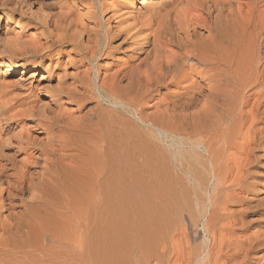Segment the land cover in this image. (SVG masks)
<instances>
[{
    "label": "bare ground",
    "instance_id": "1",
    "mask_svg": "<svg viewBox=\"0 0 264 264\" xmlns=\"http://www.w3.org/2000/svg\"><path fill=\"white\" fill-rule=\"evenodd\" d=\"M0 264H264V0H0Z\"/></svg>",
    "mask_w": 264,
    "mask_h": 264
},
{
    "label": "rangeland",
    "instance_id": "2",
    "mask_svg": "<svg viewBox=\"0 0 264 264\" xmlns=\"http://www.w3.org/2000/svg\"><path fill=\"white\" fill-rule=\"evenodd\" d=\"M138 1H140V0H138ZM137 3H138V2H137ZM137 3H136V5H137ZM20 72H21V70L19 69V70H17V71L14 72V73L5 76V77H4L5 83H6V84H11V83H13L15 80H17V79L19 78V76H20ZM41 75H42V74H41L40 72H37L36 80L40 79ZM44 85H45V84H40L41 87L44 86ZM33 86H34V87H35V86H38L37 82H35V84H34ZM40 86H38V89L41 88ZM36 94L38 95V91H36ZM38 96L40 97V99L43 100V98H41V95H38ZM44 100H45V98H44Z\"/></svg>",
    "mask_w": 264,
    "mask_h": 264
}]
</instances>
